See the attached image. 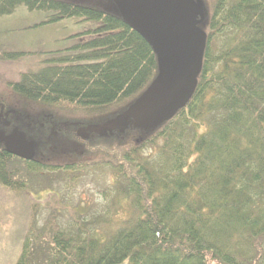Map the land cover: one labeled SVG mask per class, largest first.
Segmentation results:
<instances>
[{
    "label": "trees",
    "instance_id": "obj_1",
    "mask_svg": "<svg viewBox=\"0 0 264 264\" xmlns=\"http://www.w3.org/2000/svg\"><path fill=\"white\" fill-rule=\"evenodd\" d=\"M22 5L52 10L51 22L90 24L65 53L12 83L20 97L90 112L127 100L128 108L157 77L153 47L119 10L0 0V16ZM203 27L198 86L174 118L96 133L92 150L106 156L93 164L112 175L104 209L80 203L64 226L58 208L44 224L34 215L13 264H264V0H217ZM84 163L26 160L0 143V183L13 190L58 196L56 182Z\"/></svg>",
    "mask_w": 264,
    "mask_h": 264
},
{
    "label": "rangeland",
    "instance_id": "obj_2",
    "mask_svg": "<svg viewBox=\"0 0 264 264\" xmlns=\"http://www.w3.org/2000/svg\"><path fill=\"white\" fill-rule=\"evenodd\" d=\"M66 1L108 12L118 10L113 0ZM215 1L202 0L205 18L212 13ZM53 13L52 10H30L22 5L13 14L0 16V45L24 53L14 59H6L1 56L3 51L0 52V133L5 138L16 134L24 136L39 160L56 165L85 161L86 167L80 172L74 170L62 175L55 185V190L60 186L58 196H53V192L38 195L34 191L13 190L0 183V264H13L17 260L34 215H38L39 223L44 224L58 208L59 222L64 226L80 203H88L99 212L104 209L106 199L103 190L109 186L112 175L107 167L99 169L93 164L95 159L102 161L106 155L100 153L102 149H96L98 152L92 150L97 132L88 129L104 126L128 106L126 100L102 111L90 112L76 110L73 103L56 106L25 99L13 91L12 83L19 81L23 73L38 71L50 63L49 59L52 60L54 55L65 53L66 47L72 44L69 37L89 27L90 22L79 21L78 17L51 22ZM107 134L110 132L104 135ZM36 203L41 204L39 211Z\"/></svg>",
    "mask_w": 264,
    "mask_h": 264
},
{
    "label": "water",
    "instance_id": "obj_3",
    "mask_svg": "<svg viewBox=\"0 0 264 264\" xmlns=\"http://www.w3.org/2000/svg\"><path fill=\"white\" fill-rule=\"evenodd\" d=\"M123 20L153 47L158 75L151 85L120 115L90 132L105 134L129 120L141 126H159L171 120L193 97L202 72L207 33L200 25L202 0H113ZM0 143L26 160L34 158L33 146L16 134Z\"/></svg>",
    "mask_w": 264,
    "mask_h": 264
}]
</instances>
